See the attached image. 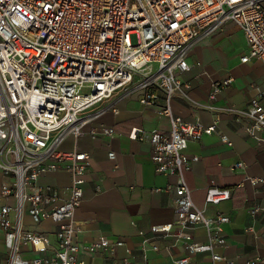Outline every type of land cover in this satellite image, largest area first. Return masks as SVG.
I'll return each instance as SVG.
<instances>
[{
    "label": "built area",
    "instance_id": "obj_1",
    "mask_svg": "<svg viewBox=\"0 0 264 264\" xmlns=\"http://www.w3.org/2000/svg\"><path fill=\"white\" fill-rule=\"evenodd\" d=\"M230 21L246 42L248 51L241 60L264 62V0H0V171L6 178L0 186V228L10 251L9 264H82L77 262L79 246L74 241L81 226L74 212L83 197L90 155L63 144L68 136L85 132V125L99 113H89L92 107L112 105L118 92L133 83L142 90L144 104L151 103L155 89H164L161 113L170 120L169 131L135 127L128 134L130 139L148 140L155 173L175 176L174 184L167 185L175 192L174 218L150 230L185 238L188 253L177 264H187L189 255L202 251L210 252L212 264L225 259L214 249L225 245L221 225L229 216H206L193 202L184 177V169L199 159L185 152L187 141L215 127L174 115L169 101L181 87L178 73L189 68L191 47ZM230 81H214L209 96ZM246 111L247 131L256 137L264 130V103L254 97ZM91 132L115 131L105 127ZM221 141L231 143L225 135ZM108 155L112 158L114 152ZM232 168H243V162ZM59 170L70 172L68 186L37 183ZM251 181L264 184L261 177ZM231 195L230 188L211 180L205 202L218 204ZM25 213L34 223L48 219L57 226L55 245L48 233L25 227ZM198 223L207 230L205 242L188 240L190 233L184 230ZM22 244L50 249L52 256L24 259ZM118 244L120 240L101 237L91 248L112 249ZM244 264H264V259Z\"/></svg>",
    "mask_w": 264,
    "mask_h": 264
},
{
    "label": "crops",
    "instance_id": "obj_2",
    "mask_svg": "<svg viewBox=\"0 0 264 264\" xmlns=\"http://www.w3.org/2000/svg\"><path fill=\"white\" fill-rule=\"evenodd\" d=\"M243 32L234 22L223 24L217 31L196 42L189 50V68L178 73L180 90L169 103L174 115L185 120H199L215 130L199 139L187 141L185 152L198 155L184 169L185 180L191 189L195 205L206 216L225 213L229 221L221 225L226 242L214 250L225 259L218 264H244L249 260L264 259V184H253L254 177L264 178V130L256 137L247 131L250 123L246 106L250 99L259 97L264 103V62L256 58L242 61L247 53ZM230 77V83L209 96L213 82ZM150 104L140 102L141 89L129 84L118 92L112 105H101L88 112L99 111L85 125L81 136H68L65 149L89 153L85 173L84 193L74 219L81 230L74 238L79 246L77 262L82 264H177V259L188 251L182 240L173 233L152 232L154 224H165L174 218L175 176L157 174L148 154V140L128 137L132 128L145 131H169V117L161 113L166 104L164 89L157 88ZM113 127V135L93 134ZM221 135L230 144L221 141ZM114 152V157H109ZM243 168L233 169L235 162ZM70 172L59 170L38 179V184L66 187ZM6 178L0 171V186ZM211 180L232 191L229 199L218 204L205 202ZM98 187V188H97ZM2 202V200H0ZM14 204L13 198L8 200ZM258 207L255 212L252 210ZM27 229L48 233L50 243L56 244V225L50 220L41 223L23 216ZM188 240L205 242L207 230L203 224L184 229ZM109 242L120 240L112 249L93 250L91 244L101 238ZM153 246H156L154 248ZM52 256V250H34L28 244L20 246V256L30 260L39 256ZM10 251L5 245L0 228V264H9ZM187 264H212L210 252L189 255Z\"/></svg>",
    "mask_w": 264,
    "mask_h": 264
},
{
    "label": "rangeland",
    "instance_id": "obj_3",
    "mask_svg": "<svg viewBox=\"0 0 264 264\" xmlns=\"http://www.w3.org/2000/svg\"><path fill=\"white\" fill-rule=\"evenodd\" d=\"M132 41H134V36L132 35ZM98 106V105H97ZM95 107V106H94ZM93 108V107H92Z\"/></svg>",
    "mask_w": 264,
    "mask_h": 264
}]
</instances>
